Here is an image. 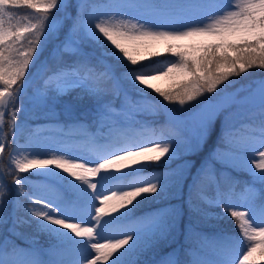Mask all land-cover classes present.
Listing matches in <instances>:
<instances>
[{
  "label": "snow or ice",
  "instance_id": "obj_1",
  "mask_svg": "<svg viewBox=\"0 0 264 264\" xmlns=\"http://www.w3.org/2000/svg\"><path fill=\"white\" fill-rule=\"evenodd\" d=\"M71 7H75V15L68 11ZM101 8L107 11H100ZM19 9L30 10L31 18L19 17ZM54 11H63V18L71 23L64 39L50 54L55 62V66L50 67L40 57L46 47L42 41L59 39L60 17H55ZM128 16L133 18H123ZM82 40H89L101 49L99 62L105 66L103 72L89 66L94 52H83ZM160 46L163 53L154 50ZM64 54L80 59L69 65L63 62ZM162 56V60L151 62ZM109 58L115 63H108ZM33 64H36L34 77L50 74L43 79V87L36 89L32 99H28L32 80L26 77ZM254 68L264 71V0H227L226 3L217 0H178L174 3L116 0L106 5L79 0L74 6L65 0H0V153L4 152L7 139L3 131L6 113L12 138L18 140L16 125L17 116L24 107L22 97L29 104H45L49 100V88L59 96L70 91L73 83L97 95L100 90L89 86L97 79L115 81L117 93L123 91L129 104V89H122L121 81L127 82L131 91L142 98L137 101L141 105L152 103L148 100L149 91L180 106L217 93L216 102L209 103L201 116L199 142L210 134L213 117L225 111L230 103L241 104L254 98L255 93L244 100L238 99L240 89L227 92L232 77ZM162 76L176 78L177 86L165 90L151 83ZM258 95L259 124L246 126V131L258 134V145L250 143L249 138L243 142L241 150L251 148L255 153L256 158L249 161V171L254 183L262 186L259 196L255 187L249 185L245 186L246 195L239 205L229 193L219 189L214 198H209L200 183L203 169L198 170L190 185L205 203L223 205L222 215H217L219 218L227 215L234 220L241 249L232 257L225 253L222 244L214 242L211 246L223 258L198 260L193 264H264V150L257 151V147L264 148V80L258 85ZM111 108L110 104L106 105L105 114L112 115ZM150 135L153 137L147 142L150 147L129 143L127 134L109 136L103 150L96 149L87 163L83 162L84 157L68 159L55 154L41 159L40 155L47 154L36 152L30 154L31 158L24 155L14 162L9 157V166L15 173L6 174L0 169V224L7 223L4 212L11 202L14 212L24 207L36 220L38 229L83 249L82 254L72 259L33 260L29 264H136L130 257L137 251L141 232L163 235L167 224L162 215L138 220L135 226L121 221L127 219L142 199L165 190L169 180L177 175L175 170L142 174L161 161L167 168L179 152V145L169 142L163 131L157 135L152 129ZM36 169L56 177L79 199L80 205H70L59 198L48 202L44 198L34 200L32 208L21 205L19 197L27 194L24 192L26 180L19 173ZM5 175H14L11 183L17 199L13 201L8 199L11 189L3 179ZM97 177L99 191L98 184L92 182ZM214 182L219 184V181ZM112 188L120 191H112ZM97 203L101 206L97 207ZM240 208L244 210H238ZM77 219H84V224L72 222ZM88 223H95L96 227L85 226ZM110 224H119V232L115 235L122 238L105 235L103 229ZM98 230L105 243L92 242ZM0 264L17 262L0 259Z\"/></svg>",
  "mask_w": 264,
  "mask_h": 264
},
{
  "label": "rangeland",
  "instance_id": "obj_2",
  "mask_svg": "<svg viewBox=\"0 0 264 264\" xmlns=\"http://www.w3.org/2000/svg\"><path fill=\"white\" fill-rule=\"evenodd\" d=\"M78 2L79 0H74L73 6ZM85 2L106 5L115 3L116 0H85ZM159 2L174 3L178 0H159ZM217 2L226 3L227 0H217ZM72 8L75 11V7L69 8L68 11L70 12ZM100 11H107V9L101 8ZM29 12L30 10L26 9L17 10L19 17L29 16ZM53 15L56 17L55 13ZM76 38L79 39V35ZM81 43H87L101 52V49L89 40H82ZM154 50L163 53L162 46ZM158 59L163 58H153L151 62L155 63ZM90 67H94L97 72L105 70L100 63ZM49 74L45 73L43 77H34L33 74L28 76L32 80L31 87L28 89V99H32L36 89L43 87V79H46ZM172 82H176V78L162 76L151 81L161 89H167ZM259 84L251 87L239 85L227 88L229 93L240 89L238 99L241 100L250 97L253 93L255 96L241 104L233 105L222 121V144L216 145L209 154H205L208 155L204 158L200 157L199 151L203 147L204 152L207 139H199L198 142L199 125L207 105L215 103L212 102V94L218 98L217 93L206 94L203 100L199 99L180 106L178 103H168L149 91L148 100L152 103L141 105L137 101L142 98L131 91L127 82L121 81L122 89H129V104L125 101L123 91L117 93L115 81L97 79L89 86L100 90L99 101L90 106L79 102V97L88 93L84 86L73 83L70 91L59 96L49 88V100L45 104H29L27 99L21 98L24 107L17 116L16 126L19 129L17 141L12 138L8 122L4 123L3 131L7 136L4 143L5 147L9 144V154L4 158V153H0V169H3L6 174L15 173V170L9 166V157L11 156L14 162L15 159L24 155H29L31 158L30 154L33 152L47 154L40 155L41 159L50 158L51 155H57L61 151L74 157H84L83 161H88L96 149L103 150L109 136L117 133L127 134L129 143L146 146L149 144L147 142L153 139L150 135L152 129L157 135L163 131L169 142L179 145L177 158L171 160L167 168L161 161L159 165H152L142 174L175 170L177 175L169 180L165 190L142 199L127 219L121 223L135 226L138 220L162 215L167 228L163 235L159 233L153 235L151 232L142 231L137 241V251L130 259L136 264H193L198 260H220L223 258L222 255L211 246L214 242L222 244L225 253L234 257L241 249V241L237 239L239 233L236 223L227 215L219 218L217 214H221L223 205L218 207L205 203L196 196L190 185L193 183L192 178L198 174V170L203 169L204 176L200 183L204 194L209 198H214L219 189L229 193L233 202L239 205L243 203L246 195L244 188L249 185L255 187L259 196L262 186L258 182L254 183L249 171V161L256 158L255 153L251 148L241 150L243 142L249 138H251L250 143L258 145V134L246 131V126H258L260 121ZM109 104L112 106V115L105 114V106ZM7 118L9 120L8 114ZM6 123L7 128H5ZM212 127L213 123L211 130ZM93 141L96 143L94 144ZM261 150L264 148L257 147V151ZM196 155L199 156L198 160ZM231 170L236 171L238 176L230 179ZM244 173L251 176V182H246L240 176ZM19 175L26 180L24 192L27 194L20 196L19 201L27 208H32V201L40 198H44L45 202L59 198L65 203L76 206L81 203L79 199L71 195L64 184L46 171L36 169L19 173ZM13 178L14 175L3 177L11 189L9 201L17 199L16 189L11 183ZM98 181V177L92 181L98 184L97 191H99ZM214 181H219V184ZM112 191L119 192L120 189L112 188ZM107 193L111 192H105ZM96 206L101 205L97 203ZM4 216L7 223L0 224V259L2 260L29 264L33 260L72 259L83 253V249L78 246H73L70 242H62L55 234L38 229L36 220L24 210V207L14 212L13 203L9 202ZM72 222L84 224V219ZM85 226L96 227L95 223H88ZM119 227V224H110L104 227L103 231L111 238L119 232ZM115 238L122 237L115 235ZM92 242L105 243L106 241L100 239L98 230Z\"/></svg>",
  "mask_w": 264,
  "mask_h": 264
},
{
  "label": "trees",
  "instance_id": "obj_3",
  "mask_svg": "<svg viewBox=\"0 0 264 264\" xmlns=\"http://www.w3.org/2000/svg\"><path fill=\"white\" fill-rule=\"evenodd\" d=\"M65 2L68 3V4L73 5L74 0H65ZM70 12L74 15L75 11L72 8ZM54 13H55V15L57 17H60V19L58 21V27H60V31L58 33L59 39H51V40H48V41H42V43H44L46 45V47L42 50L43 51V55L40 57V60L41 61H45L46 60L50 67H54L55 66V62L52 59H50V54L52 53L53 48L55 46L59 45L61 43V41L64 39V36H65V34L67 32L68 25L71 23V21L65 20L63 18L64 17L63 11H55ZM82 51L85 52V53L94 52V55L90 58L89 66L97 65V63H100L99 62L100 54H99V52H96L95 50H93V47H91L88 44H84L83 43L82 44ZM159 58H163V56L159 57ZM79 59H80V57H77V56H74V55H68V54H64L63 55V62L66 63V64H69V65H71L73 62H75V61H77ZM108 63H115V61H112L109 58L108 59ZM100 64L102 66H104V64H102V63H100ZM35 67H36V64L30 68L29 75L34 73ZM26 78H28V77H26ZM262 80H264V71L254 68V69L249 70L246 73L241 74L239 77H232L231 78L232 84L228 88H234V87L239 86V85L244 86V87H247V86L251 87L252 85H256L257 83H260ZM174 87H176V82H172L167 89L174 88ZM167 89H165V90H167ZM153 94H155V93H153ZM212 95H213L212 96V102H216L217 97H214V94H212ZM97 98H98V94L97 95H93L91 93H87V94L81 95L80 98H79V101L91 104V103L95 102L97 100ZM159 98H161L163 100L162 97H159ZM200 99L203 100L204 98L201 97ZM228 108H229V106L226 108L225 111H227ZM7 119H8L7 118V114H5L4 121L8 122ZM221 121H222V112H220L217 115V117H216V119L214 121V127H213L212 131L210 132V135H209V137L207 139L206 145H208L209 148H212V146H214V145L219 143V140H220L219 134H220V123H221ZM5 128H7V123H6ZM3 153H4L3 154L4 158L8 156V154H9V144L4 148V152Z\"/></svg>",
  "mask_w": 264,
  "mask_h": 264
},
{
  "label": "bare ground",
  "instance_id": "obj_4",
  "mask_svg": "<svg viewBox=\"0 0 264 264\" xmlns=\"http://www.w3.org/2000/svg\"><path fill=\"white\" fill-rule=\"evenodd\" d=\"M130 139H132V138H130ZM151 146V144H148V145H146V147H150ZM60 153H58L57 155H65V157L66 158H68V159H72L74 156H71V155H69V154H66V153H63V152H61V151H59ZM43 157V156H42ZM49 157V156H48ZM40 158V157H39ZM83 162H85V163H87L88 161H83ZM41 171H43V170H41ZM44 172V171H43ZM105 195H111V193H107V194H105Z\"/></svg>",
  "mask_w": 264,
  "mask_h": 264
}]
</instances>
